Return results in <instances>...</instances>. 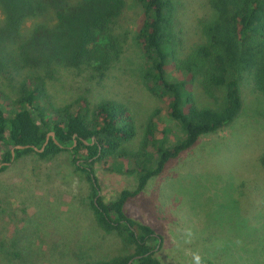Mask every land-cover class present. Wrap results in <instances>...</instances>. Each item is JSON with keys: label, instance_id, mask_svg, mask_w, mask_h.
<instances>
[{"label": "rangeland", "instance_id": "rangeland-1", "mask_svg": "<svg viewBox=\"0 0 264 264\" xmlns=\"http://www.w3.org/2000/svg\"><path fill=\"white\" fill-rule=\"evenodd\" d=\"M124 3L114 29L116 49L104 69L26 63V57L34 59L36 54L26 45L33 28L54 24L47 17L25 22L15 40L0 42V93L16 101L23 82L40 75L52 108L72 105L77 99H85L90 110L106 101L125 105L136 130L124 145L127 151L139 149L151 118L170 129L168 145L174 146L183 135L169 118L166 104L149 92L141 49L133 39L141 10L133 0ZM172 3L182 58L202 40L199 23L211 20L213 11L207 0ZM3 26L0 12V29ZM168 72L169 80L176 78L175 70ZM197 82L187 84L196 105L219 109L223 93L210 97ZM240 93L242 110L230 125L201 137L169 161L124 206L128 217L160 237L149 245L158 244L152 252L161 264H196L197 256L200 264H264V170L259 164L264 151V95L245 79ZM70 160L67 152L49 159L29 153L0 172V264H89L133 252L119 235L98 226L89 183ZM127 169L130 172L119 174L94 165L104 203L114 201L123 190H134L133 161Z\"/></svg>", "mask_w": 264, "mask_h": 264}, {"label": "trees", "instance_id": "trees-1", "mask_svg": "<svg viewBox=\"0 0 264 264\" xmlns=\"http://www.w3.org/2000/svg\"><path fill=\"white\" fill-rule=\"evenodd\" d=\"M133 1L142 13L133 39L141 49L145 83L149 92L166 104L169 118L183 135L174 146L168 145L170 129L151 118L139 149L127 151L124 145L133 140L136 130L125 105L106 101L90 110L85 99H77L72 105L52 108L40 75L23 82L16 101L10 102L0 93V172L11 162L12 149L15 160L29 153L49 159L67 152L75 171L89 183L90 205L98 226L116 233L133 248L125 257L89 264H127L130 260L131 264H161L152 252L158 244L149 245L160 237L149 226L128 217L124 206L151 178L159 176L169 161L240 115L243 79L264 95V0H207L213 17L200 21L202 40L182 58L178 57L172 0ZM124 4V0H0L4 18L0 42L15 40L28 20L47 17L54 27L39 24L33 28L26 45L36 54L34 59L26 57V63L39 67L85 64L104 69L116 49L114 29ZM21 49L25 51L24 44ZM169 69L176 71L173 80H169ZM193 81L210 97L222 92V106L198 107L187 87ZM50 133L53 138L45 144ZM131 161L132 172L137 174L134 190H123L114 201L104 203L94 165L100 163L104 171L122 174L130 172L127 165ZM259 164L264 170V151Z\"/></svg>", "mask_w": 264, "mask_h": 264}, {"label": "water", "instance_id": "water-1", "mask_svg": "<svg viewBox=\"0 0 264 264\" xmlns=\"http://www.w3.org/2000/svg\"><path fill=\"white\" fill-rule=\"evenodd\" d=\"M49 137L53 138V133H50L49 135H47L46 137V142L45 144L48 142ZM17 149H23L24 147L18 146L16 147ZM44 146L42 147V149L39 150V152H42ZM35 151H37V149H34ZM14 159V149L11 150V161ZM4 165H8L7 163H5ZM1 168V166H0ZM133 262V260H130L127 264H131Z\"/></svg>", "mask_w": 264, "mask_h": 264}, {"label": "clouds", "instance_id": "clouds-1", "mask_svg": "<svg viewBox=\"0 0 264 264\" xmlns=\"http://www.w3.org/2000/svg\"><path fill=\"white\" fill-rule=\"evenodd\" d=\"M195 259H196V264H200V257L197 256Z\"/></svg>", "mask_w": 264, "mask_h": 264}]
</instances>
